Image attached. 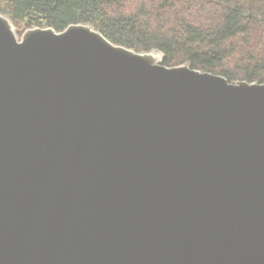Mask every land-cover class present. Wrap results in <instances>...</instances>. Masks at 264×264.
Segmentation results:
<instances>
[{"label":"water","instance_id":"95a60500","mask_svg":"<svg viewBox=\"0 0 264 264\" xmlns=\"http://www.w3.org/2000/svg\"><path fill=\"white\" fill-rule=\"evenodd\" d=\"M163 58L0 12V264H264V82Z\"/></svg>","mask_w":264,"mask_h":264},{"label":"trees","instance_id":"16d2710c","mask_svg":"<svg viewBox=\"0 0 264 264\" xmlns=\"http://www.w3.org/2000/svg\"><path fill=\"white\" fill-rule=\"evenodd\" d=\"M0 12L19 36L91 24L112 43L158 48L164 65L264 82V0H0Z\"/></svg>","mask_w":264,"mask_h":264},{"label":"rangeland","instance_id":"374dc122","mask_svg":"<svg viewBox=\"0 0 264 264\" xmlns=\"http://www.w3.org/2000/svg\"><path fill=\"white\" fill-rule=\"evenodd\" d=\"M129 6L132 7L131 5H129ZM130 7H129V8H130Z\"/></svg>","mask_w":264,"mask_h":264}]
</instances>
